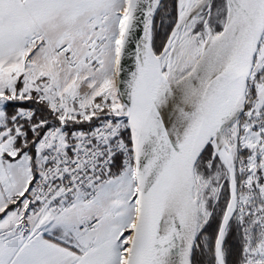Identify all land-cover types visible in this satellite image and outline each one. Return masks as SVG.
<instances>
[{
    "label": "snow or ice",
    "instance_id": "1",
    "mask_svg": "<svg viewBox=\"0 0 264 264\" xmlns=\"http://www.w3.org/2000/svg\"><path fill=\"white\" fill-rule=\"evenodd\" d=\"M0 264H264V0H0Z\"/></svg>",
    "mask_w": 264,
    "mask_h": 264
},
{
    "label": "trees",
    "instance_id": "2",
    "mask_svg": "<svg viewBox=\"0 0 264 264\" xmlns=\"http://www.w3.org/2000/svg\"><path fill=\"white\" fill-rule=\"evenodd\" d=\"M229 239H230V237H226V238H225V241L227 242Z\"/></svg>",
    "mask_w": 264,
    "mask_h": 264
}]
</instances>
